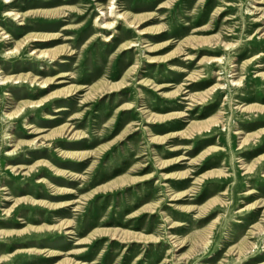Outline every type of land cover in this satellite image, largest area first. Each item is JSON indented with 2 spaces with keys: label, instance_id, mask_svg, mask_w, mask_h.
I'll return each instance as SVG.
<instances>
[{
  "label": "rangeland",
  "instance_id": "obj_1",
  "mask_svg": "<svg viewBox=\"0 0 264 264\" xmlns=\"http://www.w3.org/2000/svg\"><path fill=\"white\" fill-rule=\"evenodd\" d=\"M110 1L0 0V264H264V0Z\"/></svg>",
  "mask_w": 264,
  "mask_h": 264
},
{
  "label": "bare ground",
  "instance_id": "obj_2",
  "mask_svg": "<svg viewBox=\"0 0 264 264\" xmlns=\"http://www.w3.org/2000/svg\"><path fill=\"white\" fill-rule=\"evenodd\" d=\"M6 1H9V0H6ZM114 8H115V4L113 3V0H111L110 2H108V5L106 6V11H104V10H101V14H103V15H105L106 13H107V10H109V13L111 14L112 12H113V10H114ZM116 9V8H115ZM6 13L7 14H13V16L14 17H17L19 14L17 13V12H14V11H12V10H8V11H6ZM106 26H110L111 24H112V22H106V23H104ZM103 24V25H104ZM7 35V33H5L4 34V36H6ZM134 44V42H130L129 43V45H133ZM35 50V49H34ZM33 50V51H34ZM45 54V53H44ZM39 55V54H38ZM261 72H263V71H261ZM6 80H5V78H2V77H0V83H4ZM220 87H223V85H219ZM185 90H187V88L185 89ZM184 90V91H185ZM183 98H187V96H183ZM65 232H71L70 231V229H67Z\"/></svg>",
  "mask_w": 264,
  "mask_h": 264
}]
</instances>
